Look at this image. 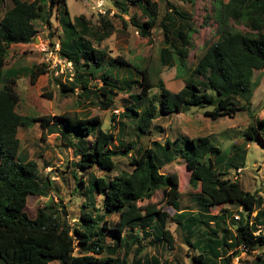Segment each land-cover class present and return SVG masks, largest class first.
Wrapping results in <instances>:
<instances>
[{
  "label": "trees",
  "instance_id": "16d2710c",
  "mask_svg": "<svg viewBox=\"0 0 264 264\" xmlns=\"http://www.w3.org/2000/svg\"><path fill=\"white\" fill-rule=\"evenodd\" d=\"M4 1L0 0V12ZM9 1L11 7L0 19L1 264H51L55 261L60 264H161L159 259L149 260L143 255L148 237L154 238L152 244H164L169 250L175 248V239L166 229L169 215L153 203L141 206L145 201H151L157 192H162L163 202L175 210L171 220L185 231L186 243L199 250L192 257V264H231L232 259L240 257L243 252L264 251V200L245 191L238 181L225 178L227 172L237 170L241 165L238 156L230 155L226 160L209 137L188 140L185 155L181 157L186 160L191 173L190 185L200 187L198 204L203 212H184L178 175L161 172L164 166L175 160V154L173 156L170 152L161 166L156 164L153 148L145 149L137 158L130 156L136 142L124 145L123 139H117L112 131L103 129V122L98 117L76 114L40 118L22 116L17 112L19 71L4 73L9 48L34 42L39 33L37 22L51 25V10L46 8L51 3L64 30L59 55L74 68L73 79L68 85H60L62 93L74 94L79 90L80 100L95 105L96 99L102 110H109L118 94L129 92L133 105L126 107L127 112L122 118L131 120L141 135H148L158 118L184 114L191 107L204 110V116L212 121L232 119L244 111L251 114V101L259 86L254 74L264 71V0H216L219 38L205 49L195 66L189 64L195 33L192 17L169 2H166L167 10L159 20L161 10L157 1L111 0L124 27L127 23L123 16H129L134 6L139 7L147 20L140 22L133 15L130 23L141 37H149L156 27L163 30L160 63L175 68L176 77L183 80L184 86L172 93L159 79V94L153 96L151 92L155 86L147 67L132 64L122 57L112 59L106 51L98 49L113 34L111 21L101 19L99 27L83 16L72 19L67 0ZM187 1L194 5L196 0ZM231 22L244 26L247 31L237 30ZM122 70L129 72L126 78L122 77ZM26 72L30 84L35 86L40 77L50 73V69L42 64ZM137 75L140 81H137ZM96 77L103 86L92 89L90 85ZM136 85L141 88V93L131 94ZM49 98L52 99V95ZM143 102L146 107L137 111V105ZM36 124L42 129L43 139L45 132L65 139V146L75 159V163H70L69 168L74 169L71 174L80 186L86 185L89 203L84 205L79 222L73 227L62 218V211L51 205L39 208L35 218L26 212L29 196L48 197L54 188L52 181L40 177L37 161L28 160L20 152L19 129ZM119 124L120 135H123L125 122ZM263 132L264 120L257 127L252 125L244 136L250 142L264 145ZM115 143L122 146L121 149H114ZM154 144L164 153L167 147L171 148L169 142L165 146ZM119 154L130 158V172L110 179L95 177L92 173L87 177L86 171L94 169L114 171V158ZM79 172L85 173L82 178H87L88 183L77 178ZM97 196L103 197L100 208L96 207ZM225 205L238 206L242 216L236 219L237 216L228 209L210 215V208ZM244 213L245 221L242 219ZM110 216L118 217L116 225L110 222ZM228 222L235 227L234 231L227 227ZM139 228L148 229L149 233L140 237L135 234ZM126 230L130 233H124Z\"/></svg>",
  "mask_w": 264,
  "mask_h": 264
},
{
  "label": "rangeland",
  "instance_id": "374dc122",
  "mask_svg": "<svg viewBox=\"0 0 264 264\" xmlns=\"http://www.w3.org/2000/svg\"><path fill=\"white\" fill-rule=\"evenodd\" d=\"M34 2L36 0H25ZM159 2L161 16L163 17L167 10V3L174 5L180 12L192 17L193 28L195 33L192 37V48L190 49L189 64L195 66L199 58L205 52V49L218 41V22L217 15L219 7L216 0H196L191 5L187 0H154ZM228 2L229 0H223ZM67 6L71 18L85 17L91 24L101 26V19H107L113 24L114 30L112 36L99 45L98 49L108 53L110 58L115 59L122 57L125 61L142 67H147L152 76L154 89L151 96L158 95L159 89L157 82L161 79L166 88L172 92L180 91L184 82L176 77L175 68L164 67L160 63L159 54L163 46V30L156 27L151 31V35L147 38L141 37L137 29L131 25L130 17L136 15L140 22H145L146 16L143 15L139 7L131 8L129 16H123L126 21V27L118 18V13L113 7L111 0H67ZM11 7L9 0L1 4L0 19L4 12ZM47 10H51L50 24L37 22L38 36L35 41L27 45H12L9 48L6 67L4 73L11 71H19L16 90L20 95V103L17 112L22 116L30 118L54 117L64 114L80 115L81 117H98L103 122V129L112 131L117 139H123L124 145L136 142L134 148L130 151V156L139 157L147 148L155 149L156 164L166 161L167 156L171 154L175 160L161 169L165 174H177L179 177L180 193H181V209L184 212L199 214L203 210L199 207L198 197H200V187L194 188L190 185L191 173L187 169L186 160L181 157L188 147V140H196L202 137H209L212 145L221 149L223 156L228 159L231 155L238 156L241 163L238 169L230 170L226 173L225 178L232 181H238L241 187L252 194L261 197L264 200V145L248 141L244 134L252 126L257 127L258 123L264 120V71H256L255 79L259 82V86L254 92L252 98L251 114L240 112L234 118H223L218 121H212L204 116V110L196 107L184 114H175L160 117L154 121L151 131L148 135H141L136 129V125L129 119H123V113H126V107L133 105L128 93H120L115 98L114 105L109 110H102V107L94 100L95 105L88 101L83 102L78 98L79 90L73 93H62L60 85H66L70 81V77L65 74L67 67L60 64V40L64 30L57 18L56 8L53 4H47ZM231 25L242 31H247L244 26H237L233 22ZM48 65L50 73L38 79L37 84L32 86L27 70L39 65ZM58 65V70H63L60 76H55L52 70ZM120 73V70H119ZM122 77L126 78L129 72L121 71ZM137 81L140 77L137 75ZM90 87H102L99 77L95 81L92 80ZM68 85V84H67ZM1 88V86H0ZM140 94L141 88L136 85L131 94ZM52 95V99L49 98ZM147 100V99H146ZM145 100V101H146ZM148 101V100H147ZM97 103V104H96ZM149 104V102H148ZM147 104V105H148ZM146 107L145 102L137 105V111H143ZM115 117V120H113ZM125 122L123 135H120L118 129L119 123ZM264 134V132H263ZM18 137L21 142V155L28 160L37 161L40 177L45 180L52 181L54 188L50 191L48 197L29 196L26 212L29 217L35 218L39 208L51 205L61 212L62 218H65L73 227L78 224L79 218L84 211V205L88 204L85 186H80L72 176L73 167L70 163H75L72 151L69 150L64 143L65 139L59 138L55 133L45 132V139L42 138V129L39 124L25 125L19 129ZM119 142V140H118ZM117 142V143H118ZM165 146L166 143L171 144V148L167 147L165 153L159 149L157 144ZM114 144V149H121L122 146ZM167 157V158H166ZM115 160V170L112 172L99 171L97 169L86 171L89 178L91 173L95 177L113 178L117 174L130 172V158L117 155ZM165 165V164H163ZM78 179H83L88 183L87 178H82L81 172L77 173ZM78 184V185H77ZM163 193L157 192L151 201H145L141 206L153 203L158 209L169 215V222L166 229L170 231L175 239L174 250H169L164 244L154 243L153 237L145 239L146 249L144 257L149 260L159 259L161 264H192V257L199 253V250L192 249L186 243L185 231L177 226V223L171 220L175 215V210L167 203L163 202ZM103 203V197L97 196L96 207L100 208ZM224 209L232 211L235 216L241 217V209L236 205L217 206L209 209L210 215H217ZM264 209V207H263ZM91 211H93L91 209ZM207 211V210H204ZM94 214L97 212L93 211ZM101 214L104 211L101 210ZM257 212L253 215L255 217ZM113 225L118 223L117 216L108 217ZM242 219L246 220V214ZM227 227L234 231L229 222ZM260 230H263L259 226ZM205 230V228L203 229ZM130 233L129 230L124 233ZM149 233L148 229L139 228L135 230V234L140 237ZM146 238V236H144ZM195 242L196 239H190ZM78 248L76 254L78 253ZM261 259V261L259 260ZM132 256H130V261ZM220 264V262H218ZM264 264V251L257 250L255 252H243L240 257L233 258L231 264ZM1 264V262H0ZM51 264H60L58 261Z\"/></svg>",
  "mask_w": 264,
  "mask_h": 264
},
{
  "label": "built area",
  "instance_id": "2783aa9c",
  "mask_svg": "<svg viewBox=\"0 0 264 264\" xmlns=\"http://www.w3.org/2000/svg\"><path fill=\"white\" fill-rule=\"evenodd\" d=\"M60 64H64L67 67L65 74H67L70 77V79L72 80L74 77V68H73L72 63L68 62L66 59L61 58ZM58 68H59V66L55 65L52 69L54 71L55 76H60L61 75L60 73L64 72L63 70L62 71L58 70ZM239 218H240L239 216L236 217V219H239Z\"/></svg>",
  "mask_w": 264,
  "mask_h": 264
},
{
  "label": "crops",
  "instance_id": "0c3cea01",
  "mask_svg": "<svg viewBox=\"0 0 264 264\" xmlns=\"http://www.w3.org/2000/svg\"><path fill=\"white\" fill-rule=\"evenodd\" d=\"M58 136V134H56Z\"/></svg>",
  "mask_w": 264,
  "mask_h": 264
},
{
  "label": "clouds",
  "instance_id": "9594fccd",
  "mask_svg": "<svg viewBox=\"0 0 264 264\" xmlns=\"http://www.w3.org/2000/svg\"><path fill=\"white\" fill-rule=\"evenodd\" d=\"M242 211V210H241Z\"/></svg>",
  "mask_w": 264,
  "mask_h": 264
}]
</instances>
